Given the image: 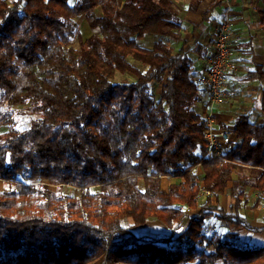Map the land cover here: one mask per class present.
Segmentation results:
<instances>
[{
	"label": "trees",
	"instance_id": "16d2710c",
	"mask_svg": "<svg viewBox=\"0 0 264 264\" xmlns=\"http://www.w3.org/2000/svg\"><path fill=\"white\" fill-rule=\"evenodd\" d=\"M72 1L0 0V264H264L240 234L264 233L241 213L264 201V68L246 74L260 120L220 125L232 142L210 158L178 5ZM150 220L168 232L139 235Z\"/></svg>",
	"mask_w": 264,
	"mask_h": 264
},
{
	"label": "crops",
	"instance_id": "0c3cea01",
	"mask_svg": "<svg viewBox=\"0 0 264 264\" xmlns=\"http://www.w3.org/2000/svg\"><path fill=\"white\" fill-rule=\"evenodd\" d=\"M173 1L183 14L182 32L184 40L187 41L185 48L195 59L194 70L197 79L206 71V60L213 51V42L219 25L223 21L230 23L232 58L236 66L234 70L228 72L223 102L216 107L217 112L214 115L215 119L213 118L216 126L228 125L235 113H249L251 119L260 120L259 82L247 80L246 74L255 68H264V0ZM191 7L198 8V10L192 11ZM141 41L142 46L149 49L152 47L154 38L148 36ZM200 98L196 104V110L203 113L204 116L207 114V117L211 108L208 106V95L204 88H202ZM178 182L179 180L173 177H164L162 188L166 190L169 184ZM224 197L228 196H221L223 199ZM231 202L233 203V200ZM245 216L252 226H263V224L257 223L250 213ZM217 224L215 222L211 227L218 228ZM145 227L140 229L143 230ZM219 227L223 228L222 231H231L232 229L231 226L223 222L219 224ZM218 233L223 234L221 231ZM240 234L249 243L264 244V233L242 232Z\"/></svg>",
	"mask_w": 264,
	"mask_h": 264
},
{
	"label": "built area",
	"instance_id": "2783aa9c",
	"mask_svg": "<svg viewBox=\"0 0 264 264\" xmlns=\"http://www.w3.org/2000/svg\"><path fill=\"white\" fill-rule=\"evenodd\" d=\"M235 66L230 41V23L223 21L216 31L213 51L206 60V71L197 79L200 88H204L208 95V106L211 109L222 101L228 72L234 70ZM205 126L204 139L208 148V156L210 158L214 155L218 156L221 148L232 142V137L227 130L216 126L211 113L205 118ZM202 196H211V193L201 187L199 197ZM179 210L185 213L190 211L185 206L179 207Z\"/></svg>",
	"mask_w": 264,
	"mask_h": 264
},
{
	"label": "rangeland",
	"instance_id": "374dc122",
	"mask_svg": "<svg viewBox=\"0 0 264 264\" xmlns=\"http://www.w3.org/2000/svg\"><path fill=\"white\" fill-rule=\"evenodd\" d=\"M72 2L73 1L71 0V3ZM79 24H80V28H79L80 39L85 40L86 38H88L91 35V30L89 29L86 22L82 18L79 19ZM74 44L77 46L79 44V40L78 41L75 40ZM134 79L135 78L133 76H131L130 74H125V75L124 74H117V76L115 77L116 82L124 81V80L131 82ZM154 93L156 94L155 90H154ZM223 99H224V97H223ZM223 99L219 104H221L223 102ZM219 104L214 106V108H212L213 110L210 109L209 113L212 112L211 113V115L213 116L212 118H214V115L217 112L216 107ZM19 108H22V110H25L24 107H19ZM206 115H205V118H206ZM21 116H23V119L28 122V119L30 118V114L27 111H24L22 114H20V117ZM27 122H23V123L19 124V128L20 129L27 128L29 126V122L28 123ZM175 179H177V178H175ZM0 186H1V183H0ZM211 196H212V194H211ZM200 198L203 199L204 196H202ZM253 199H254V196L250 198L248 205H246L245 207L244 206L242 207L241 213L244 215L247 213H250L251 216H253L254 220H256L257 223L264 224V201L262 202V204L260 206H258L256 209H254L253 208V203H254ZM231 201H232V199L229 197H224V199L219 197L218 198V202H219L218 205L220 208L223 206V208H221V209H223L225 212L229 213V207L232 204ZM207 222L209 223V226L205 227L206 231H207V229L210 230L211 225L214 224L215 222H217L218 228H215V229H217L218 231H221L223 234L226 233V231L221 230L223 228L219 227V224H221V222L216 221L214 219H211ZM140 230L141 229L139 228V231H137V233H139L140 235L147 234L149 236H155L158 233L167 232V228L165 226H162L161 223L157 220H150L149 223L147 224V226L143 230H141V231Z\"/></svg>",
	"mask_w": 264,
	"mask_h": 264
}]
</instances>
